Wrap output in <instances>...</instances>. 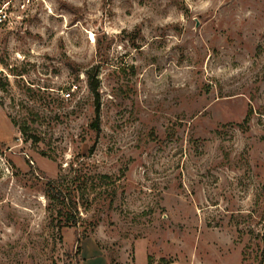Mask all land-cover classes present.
I'll return each mask as SVG.
<instances>
[{
  "label": "rangeland",
  "instance_id": "1",
  "mask_svg": "<svg viewBox=\"0 0 264 264\" xmlns=\"http://www.w3.org/2000/svg\"><path fill=\"white\" fill-rule=\"evenodd\" d=\"M0 264H264V0H0Z\"/></svg>",
  "mask_w": 264,
  "mask_h": 264
},
{
  "label": "trees",
  "instance_id": "2",
  "mask_svg": "<svg viewBox=\"0 0 264 264\" xmlns=\"http://www.w3.org/2000/svg\"><path fill=\"white\" fill-rule=\"evenodd\" d=\"M90 89L93 92H96V85L92 81V77L89 80ZM96 117L94 119L93 126L98 128L99 116H98V107L95 109ZM248 121V117L244 118L242 123H246ZM25 132V129L22 130ZM52 191H47V196L49 199L55 201L57 205V215L59 218H62L65 225L67 226H75L77 224V214H78V206L76 201L72 197L66 196L61 190H57L55 186H52Z\"/></svg>",
  "mask_w": 264,
  "mask_h": 264
},
{
  "label": "built area",
  "instance_id": "3",
  "mask_svg": "<svg viewBox=\"0 0 264 264\" xmlns=\"http://www.w3.org/2000/svg\"><path fill=\"white\" fill-rule=\"evenodd\" d=\"M64 96H65L66 98H68V97H70V93H69V92H66V93L64 94Z\"/></svg>",
  "mask_w": 264,
  "mask_h": 264
}]
</instances>
